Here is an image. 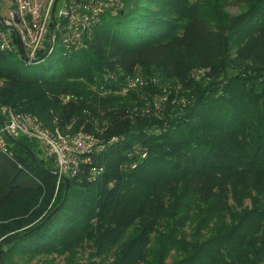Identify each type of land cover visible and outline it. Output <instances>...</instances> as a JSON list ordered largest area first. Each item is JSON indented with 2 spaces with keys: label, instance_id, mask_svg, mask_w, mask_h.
<instances>
[{
  "label": "trees",
  "instance_id": "16d2710c",
  "mask_svg": "<svg viewBox=\"0 0 264 264\" xmlns=\"http://www.w3.org/2000/svg\"><path fill=\"white\" fill-rule=\"evenodd\" d=\"M123 3L118 15L103 14L86 49L70 52L55 34L53 52L27 62L38 64L33 70L0 52L2 105L100 140V150L65 176L69 194L44 223L64 200L66 183L36 143L7 138L10 152H0V245L21 238L0 247V264H19L31 253L74 255L87 242L100 261L86 264H148L154 235L163 261L173 250L182 253L171 264H264V0ZM231 6L242 13L230 15ZM48 56L51 63L41 65ZM201 67L211 69V81L190 78ZM139 69L191 91L181 113L154 122L133 111L119 91ZM94 167L102 169L96 177ZM239 173L253 174V184L243 179L228 190ZM215 178L227 180L215 185ZM253 188L258 197L250 208L229 209V192L242 205ZM205 207L214 218L228 212L231 222H216V235L190 242L184 232L191 211ZM174 220L180 239L175 231L163 234L174 230Z\"/></svg>",
  "mask_w": 264,
  "mask_h": 264
},
{
  "label": "built area",
  "instance_id": "2783aa9c",
  "mask_svg": "<svg viewBox=\"0 0 264 264\" xmlns=\"http://www.w3.org/2000/svg\"><path fill=\"white\" fill-rule=\"evenodd\" d=\"M59 1L50 10L46 9V0H0V9L6 13L5 17L0 13V52L18 53L23 59L26 55L35 60L41 53L53 52L55 34L70 52L86 49L92 30L101 23L103 14L116 16L124 9L123 0H62L58 9ZM53 20L56 26L53 46L50 47ZM70 99L68 96L64 101ZM0 112L7 121L5 126L0 125V152H10L6 133L25 135L37 140L43 157L53 160L61 175H73L77 173L84 155L100 150V140L83 130L62 136L48 131L32 114L15 113L6 107H2ZM101 172L102 169L92 168L93 177Z\"/></svg>",
  "mask_w": 264,
  "mask_h": 264
},
{
  "label": "rangeland",
  "instance_id": "374dc122",
  "mask_svg": "<svg viewBox=\"0 0 264 264\" xmlns=\"http://www.w3.org/2000/svg\"><path fill=\"white\" fill-rule=\"evenodd\" d=\"M55 2L56 0H46L45 2L46 9L50 8V10H52L54 8ZM61 4H62V0H60L57 5L58 9L61 7ZM242 10L243 9L240 10L236 6H233V7L231 6L230 8H228L227 11L230 15L237 16L242 13L241 12ZM0 13L4 17L6 16V13L2 9H0ZM9 54H10L9 56L12 59H16V57H18V60H20L22 64L26 66H30L29 67L30 70H33L35 67H37L36 65H38V64L29 65L26 61H24V59L18 53H9ZM50 63H51V59L48 56L41 62V65L48 66ZM190 78L195 81L197 80V82H200V81L209 82L213 79V76H212L211 69L201 67V68L193 69L190 73ZM137 80H140V81L138 82ZM1 85L2 83L0 82V86ZM121 86H122V89H120L119 93L121 94V97L125 99L126 102L133 104L132 106L133 111L136 113L140 112L141 116L151 119V121H154V122L164 121L166 119L167 113L170 116H175L181 113L182 110L188 105V101H189L188 95L191 92L187 89H184V86L177 80H174L171 78H168L166 80V79L161 78L159 75L149 76L147 75L145 71H142L140 69L135 75L131 77H127L124 80V84H122ZM129 98L130 100L127 101V99ZM2 107H6L12 110L13 112L19 113V114H32L30 112L25 113V112L17 111V109L11 106L2 105L0 103V111ZM2 120L4 121V125L2 124V122L0 123V125L5 126L7 124V121L3 115H2ZM40 122L42 123L44 128H46L48 131L54 134L58 132L62 136H67V135H74L80 132V130L77 131L73 125H70L65 128H59L55 126L54 122L49 126L46 123H43L42 120H40ZM158 128H160V126H158ZM8 134L9 135H6V143L9 149H10V143L8 142L7 138H10V140H11V137L15 139H19L20 137L27 138L25 135L24 136L23 135L13 136L10 133ZM27 139L31 140L32 142L38 145L37 140L32 139V138H27ZM46 161H49V160L46 159ZM55 166H56V163H55ZM64 176H68V174L66 175L64 174ZM253 176H254L253 174L251 175V174H246V173H239L237 176H235L234 178L230 180L231 183L227 186V189L232 190V184H236L237 189H239L241 187V184L243 183V179H245V181H248V183H251L252 185L254 182ZM220 180L226 181L227 178H223V179L215 178L214 181L213 180L212 181L215 182V181H220ZM215 185H217L216 182H215ZM213 189H216V186H214ZM214 191L216 193L218 192L219 194L218 199H220L219 201L221 202L222 201V195H221L222 190H220V188L217 187V189ZM167 192H169L168 186L164 189L162 194H166ZM242 196H243L242 205H239L234 202L233 193L229 192L228 205L231 211H232V208H234V210L238 212L242 208H247V207L250 208L253 204L254 198L258 197V193L253 188V189H249V191L244 192ZM40 204L41 203H39L36 208L34 207L31 213L33 211L34 212L37 211V208L40 206ZM214 209L218 210L217 207H215ZM46 212L47 211H45L44 214L38 219L41 220L42 218H44ZM184 213H185V210L183 208L179 210L180 217ZM191 213L192 214L190 216V221L188 222L187 227L184 232L185 238L190 242H192L193 238L204 240V239H207L209 237L216 235V233L219 230L217 229L215 225L216 222H220V223H223V221L226 223L231 222V218L228 212H225V214L221 213L219 214L218 218H214L215 215L209 214L206 207H205V210H203V212H199L198 210L194 209L191 211ZM31 226H33V224H30L24 227L20 231L27 230L31 228ZM174 226L175 228L172 231L168 229L166 232H164L165 231L164 229L163 234L166 236L170 232L175 231L176 239H180L181 236L177 234V232L179 231L178 230L179 226L176 220H174ZM75 247L76 248L74 249V251L76 253L74 255L70 254L69 252H65V251L61 255H57L53 252L31 253V254H27L24 257H18L16 260L18 261L19 264H86V263H89V261H100L99 258H96L93 256L95 249L90 246V243L87 242L83 245L79 244ZM150 247L153 250V257L149 260L148 264H160L161 262L164 264H171L174 260L183 258L182 253L179 254L173 250L168 255V257L165 259V261H163L164 257L160 259L159 251H162V249L159 250L160 245L156 243L155 235L152 238V243ZM157 249L159 250L158 253L156 252ZM115 251L116 250H113V253L107 255L106 257L107 262L112 263L114 261Z\"/></svg>",
  "mask_w": 264,
  "mask_h": 264
},
{
  "label": "water",
  "instance_id": "95a60500",
  "mask_svg": "<svg viewBox=\"0 0 264 264\" xmlns=\"http://www.w3.org/2000/svg\"><path fill=\"white\" fill-rule=\"evenodd\" d=\"M58 0H56L55 2V5H54V8L57 4ZM19 20L16 19V22H18ZM55 26H56V22L53 20V26H52V29L50 31V35H49V45L50 47L53 46V36H54V31H55ZM24 59L26 62H29V63H37V62H40L42 60V58H37L35 60H30L26 55L24 56ZM1 122L2 124L4 125V121L1 119ZM7 135H9L8 133H6ZM14 141L18 142V140L14 139ZM57 176L61 177L65 183H66V191H65V198L64 200L62 201V203L48 216V218L44 221V223L49 219L51 218L56 212L59 211V209H61V207L63 206L68 194H69V180L64 176V175H61L60 173H56ZM21 237H12V238H9V239H6L3 241V243H1L0 247L3 246L4 243H10V242H14L16 241L17 239H20Z\"/></svg>",
  "mask_w": 264,
  "mask_h": 264
}]
</instances>
